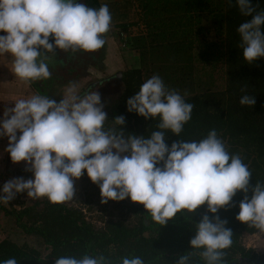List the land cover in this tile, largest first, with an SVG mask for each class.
Instances as JSON below:
<instances>
[{
    "label": "clouds",
    "instance_id": "1",
    "mask_svg": "<svg viewBox=\"0 0 264 264\" xmlns=\"http://www.w3.org/2000/svg\"><path fill=\"white\" fill-rule=\"evenodd\" d=\"M239 11L251 16L237 28L243 59L252 64L264 58V12L250 0H236ZM106 4L89 7L77 0H0V54L14 57L13 72L25 82L49 79L45 53L59 49L94 52L104 46L103 34L111 27ZM51 37L53 42H49ZM244 91V90H242ZM97 91L80 95L75 84L66 87L57 102L40 94L19 99L0 118V137L13 164L23 161L30 179L16 177L0 189V201L9 203L18 193L54 204L74 197V180L86 173L99 186L101 203L123 201L143 205L152 221L165 225L181 210L193 213L206 205L208 213L196 223L190 239L192 251L180 254L176 264H189L199 255L204 264H223L224 250L233 234L226 221L214 214L228 206L239 191L236 220L264 234V182L249 191L252 173L239 155L230 154L215 129L200 141L177 140L167 146L163 131L147 138L128 135L117 128L105 130L107 114ZM241 106L252 107L255 97L244 94ZM127 111L145 119L159 116L157 127L179 136L194 107L159 75L147 79L127 102ZM118 126L125 123L117 116ZM19 133V135H17ZM161 165V166H158ZM0 264H18L15 257ZM55 264H105L103 256H62ZM121 264H144L139 256L122 257Z\"/></svg>",
    "mask_w": 264,
    "mask_h": 264
},
{
    "label": "trees",
    "instance_id": "2",
    "mask_svg": "<svg viewBox=\"0 0 264 264\" xmlns=\"http://www.w3.org/2000/svg\"><path fill=\"white\" fill-rule=\"evenodd\" d=\"M211 1L137 0L134 23L118 25V32L127 34L126 49L137 52V66L120 72L119 93L104 128H117L125 136L145 138L154 131H163L167 146L180 139L200 141L215 129L226 150L239 155L248 165L252 177L246 195L251 198V188L256 181L264 182V58L252 64L243 59L237 28L252 17L240 13L236 0H219L223 13V40L208 55L214 61L222 59L223 89L195 92L192 51L194 42L203 31L199 21L204 12L209 11L207 17L215 15ZM250 2L257 12H264V0ZM84 4L99 7L97 0H85ZM137 25H141L144 32L134 35L131 26ZM153 75H159L168 89L177 91L185 102L194 105L191 118L179 136L159 129V116L145 119L127 111V100ZM244 94L255 97L252 107L239 104ZM117 116L125 118L124 125L115 124ZM244 195L238 191L228 206L214 214L226 221L225 227L233 234L231 247L224 250L223 264H264V256L244 248L241 243L244 234L257 232L235 218ZM110 203L117 210V220H107L99 228H95L81 210L51 203L46 198L29 204L17 203L16 210H8L0 203V212L11 219L24 236L33 237L45 252L26 243L17 245L1 239L0 262L15 257L18 264H55V259L62 256L80 258L87 254L103 256L105 264H121L122 257L133 256L141 257L144 264H176L180 254L187 255L192 251L189 241L195 235V224L202 216L211 218L213 215L207 212L206 205H202L193 213L181 210L161 226L152 221L143 205L130 199L127 204L122 201ZM126 215L132 217L130 223L124 222ZM189 264H204V261L199 255H192Z\"/></svg>",
    "mask_w": 264,
    "mask_h": 264
},
{
    "label": "rangeland",
    "instance_id": "3",
    "mask_svg": "<svg viewBox=\"0 0 264 264\" xmlns=\"http://www.w3.org/2000/svg\"><path fill=\"white\" fill-rule=\"evenodd\" d=\"M77 2L83 3V0H77ZM136 2L137 0H116L114 1V6L118 7H109V11L112 16L111 27L107 33L103 34L102 38L105 40V44L100 49L94 52H81L78 50L75 57L73 56L74 53L71 50L65 52L63 50L55 49V54L51 52L45 53L47 56V60L45 62L48 64L49 71L51 72L49 81H52V83H49L54 86V83L60 84V86L56 85V88L44 89L43 91L46 95L49 94V96H59L61 94V96H63L66 87L72 84H75L77 92L80 95H83V91L87 84H90L96 80L99 81L102 78H106L107 76L114 75L116 73H120L123 70L137 66V52H133L132 49H121L116 38V34L120 30L118 27L119 24L134 23L137 14L135 7ZM212 7L214 9L215 15L207 17L206 14H208L209 11L204 12L203 17L199 21L203 31L199 33L196 42H194L192 51L195 65L193 84L195 92L197 93L203 92L205 90L220 91L223 89V76L221 67L222 59L219 58L214 61V59L208 55L209 52L215 49L216 45L219 43L221 45L223 40V13L221 2L219 0H212L211 8ZM131 27L134 30V35L144 32V29H141V25ZM138 28H140L142 31H140ZM49 39L50 42H53L51 37ZM99 52L100 56L97 60L98 66L94 67V57H97ZM102 52H106V60H104L105 58L103 59ZM57 60L61 62V65L56 64L58 62ZM91 72L93 74L92 77L88 75ZM117 83L118 81L116 78H114L109 84L102 83L99 86L92 88V90H88H95L99 93L101 98L100 102L104 105L103 111H105L107 115L110 108L112 107L113 101L119 93V87ZM4 159L6 161L4 162V167L0 162L1 177L9 176L7 174L8 170H10L12 174L10 177L11 179L23 177L25 180H27L31 178L32 174L31 172L25 171L26 165L23 161L13 164L8 154L4 157ZM25 176L27 177L25 178ZM5 177L0 178V189H2L5 182L10 180ZM86 177L87 176L83 174L78 180H74V197L72 200L63 202L62 204L81 210L85 218L91 222L95 228L101 227L107 220H117V210L112 208L113 205L110 203L111 200L102 204L100 193L98 192V186L93 184ZM0 195H2V193H0ZM43 198L46 197L31 199L27 197L26 192H23L18 193L16 197L9 203H4L2 201H0V203L8 210H16L18 208L17 203L27 202V204H29L30 202L33 203L40 201ZM128 201L129 199L126 198L122 201V204H127ZM131 218V216L126 215L124 217V222L130 223ZM0 232L2 234L0 239H8L17 245L26 243L28 246L39 249L42 253H45L33 237L24 236L14 227L12 220L5 217L2 212H0ZM241 243L244 248L251 249L256 254H261L264 256V234H259L258 231L251 235L244 234L241 238Z\"/></svg>",
    "mask_w": 264,
    "mask_h": 264
},
{
    "label": "crops",
    "instance_id": "4",
    "mask_svg": "<svg viewBox=\"0 0 264 264\" xmlns=\"http://www.w3.org/2000/svg\"><path fill=\"white\" fill-rule=\"evenodd\" d=\"M84 1L85 0H83V3H84ZM114 1H116V0H97V3L99 6L106 4L108 6V8L109 7L111 8L114 6ZM114 7L117 8L118 6H114ZM4 34L5 33L0 32V35H4ZM49 42H50V39H49ZM75 55H77L76 52L73 54V56L75 57ZM103 59L106 60V52L103 53ZM13 61H14V57H12L10 54H6V53L0 54V118L3 117V113H4L5 109L13 107L14 103L17 100L25 99V98H28L31 95H35V94L49 96V94L46 95L44 93V91H43L44 89L56 88V85L60 86L59 83H54L55 86L51 85L52 81H49V79H42L40 81V84H39L38 80L30 81V82L21 81L14 74V72L12 70L13 69ZM56 64L61 65V62L58 61ZM88 75L90 77L93 76L92 72L89 73ZM49 82H51V83H49ZM43 84H44V86H43ZM49 98L54 99L55 101L59 102L62 99V96H61V94L59 96L58 95H55V96L50 95ZM17 135H19V133ZM7 143H8L7 137H0V162H1V165L3 167H4V162H6L4 157L7 155V153L4 151V149L7 147ZM7 175H9V176L12 175L10 170H8Z\"/></svg>",
    "mask_w": 264,
    "mask_h": 264
},
{
    "label": "built area",
    "instance_id": "5",
    "mask_svg": "<svg viewBox=\"0 0 264 264\" xmlns=\"http://www.w3.org/2000/svg\"><path fill=\"white\" fill-rule=\"evenodd\" d=\"M130 35H132V34H130ZM116 38H117V40H118V42H119V44H120V48L121 49H126V40H127V34L126 33H124V32H118L117 34H116ZM3 177H5V176H3ZM3 177H1L0 176V178H3ZM11 176H6L5 178H7V179H11L10 178ZM1 232H0V237H1ZM1 240V239H0Z\"/></svg>",
    "mask_w": 264,
    "mask_h": 264
},
{
    "label": "flooded vegetation",
    "instance_id": "6",
    "mask_svg": "<svg viewBox=\"0 0 264 264\" xmlns=\"http://www.w3.org/2000/svg\"><path fill=\"white\" fill-rule=\"evenodd\" d=\"M102 54H103V52H102ZM102 54H101V55H102ZM99 56H100V52L97 54V57H94V60H95V61L93 60V61H94V62H93V63H94L93 66H94V67H97V66H98V61H97V60H98ZM96 61H97V63H96ZM113 79H114V78H112V75H110V76H107L106 78H102V79L99 80V81L96 80V81H94V82H92V83L100 82V84H102V83H104V84H109V83L111 82V80H113ZM80 80H81V79H80ZM92 83H90V84H92ZM90 84H87V86L90 85ZM100 84L95 85L94 87H97V86H99ZM117 84H118V83H117ZM87 86H86V87H87ZM94 87H93V88H94ZM89 90H90V89H89ZM91 90H92V88H91Z\"/></svg>",
    "mask_w": 264,
    "mask_h": 264
},
{
    "label": "water",
    "instance_id": "7",
    "mask_svg": "<svg viewBox=\"0 0 264 264\" xmlns=\"http://www.w3.org/2000/svg\"><path fill=\"white\" fill-rule=\"evenodd\" d=\"M120 76H121L120 73H116V74L112 75V78H116V80L119 81V80H120ZM40 81H41V80H39V82H40ZM98 84H100V82L92 83V84L88 85V86L84 89L83 93L87 92L89 89L93 88L95 85H98Z\"/></svg>",
    "mask_w": 264,
    "mask_h": 264
}]
</instances>
